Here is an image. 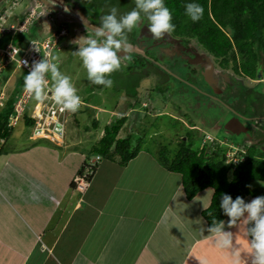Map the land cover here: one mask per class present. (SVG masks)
<instances>
[{"label": "crops", "instance_id": "1", "mask_svg": "<svg viewBox=\"0 0 264 264\" xmlns=\"http://www.w3.org/2000/svg\"><path fill=\"white\" fill-rule=\"evenodd\" d=\"M15 12L8 23L21 22ZM25 33L6 36L34 38ZM20 71L0 55V111L14 95ZM23 124L19 119L0 143V264H233L231 250L216 245L201 214L212 188L187 199L181 175L143 152L123 165L113 153L102 157L89 186L78 191L74 178L100 137L85 147L67 143V127L61 140H35ZM126 134L120 129L118 137ZM42 153L45 159L35 168ZM256 196L250 191L244 200ZM228 219L225 230L233 232L246 264L243 222L229 229Z\"/></svg>", "mask_w": 264, "mask_h": 264}, {"label": "rangeland", "instance_id": "2", "mask_svg": "<svg viewBox=\"0 0 264 264\" xmlns=\"http://www.w3.org/2000/svg\"><path fill=\"white\" fill-rule=\"evenodd\" d=\"M93 1L97 2V0ZM17 2L18 5L22 4V6H20L21 13L19 11L17 12V8H15V13H20L18 14V19L22 20L24 18L22 12L26 11L27 3H25L24 0H19ZM85 2H80L82 7L79 6L78 8L83 15V17L80 16V18H86L84 14L86 13L88 18L90 17L95 23H98L103 15V12L98 9L100 7L93 3L92 6L96 5V10H93L92 7H90L91 5L88 4V1L85 0ZM117 2L118 0H104L102 5H104L103 8L105 11L110 12L112 7H118ZM129 4L131 7L135 5L133 0L127 3V7H129ZM1 6L2 4L0 7ZM66 8L68 9L67 6ZM69 8L71 14L76 16L80 15L72 6ZM45 11L52 13V15L55 14L53 10L48 8H45ZM25 14L27 15V12H25ZM7 19L12 21L11 16ZM47 20H44L43 16L39 21L38 19L35 21L30 20L29 23L32 22L30 28L26 25L24 31L32 33L35 39H28L25 37L24 40H19L22 37L13 38V34H10L11 38L9 39L6 34H0V48L4 47L9 42L19 47L20 50H23L28 44L30 45L34 41L41 42L45 40L50 37L52 33L58 31L62 25L57 23L55 19L51 24ZM68 20H70V18H68ZM141 23L140 20L137 26ZM64 24L66 34L58 40L56 47L50 51V56L54 55L59 57L58 63L61 72L71 77L73 84L78 89V95L83 97L86 102V105H82V108L85 110L78 114V124H73L72 121L67 124L70 133L67 143L74 142L82 147L90 146L92 142L102 136L103 128L106 124L111 123L115 117L126 115L127 120L122 126L121 131L124 130V132L130 133L132 137V146L139 147L137 154L140 155L141 153L143 154V152H148L151 157L161 164L165 161L169 162L172 157H174L179 147L178 142L180 140L187 139V142H191L192 147L197 149L208 141L207 133L210 134L211 139L213 137L216 141L227 139L232 144H236L235 146L258 143V151H262V146L264 145L260 143V141H264V117L260 116L264 115V109L261 105V102H264V79H261L263 82L260 83H256V81L250 78L245 81V78H241V74L230 69V64L232 63H228L229 65H220L217 61L213 62L209 55L208 59L205 55L206 53H200L201 48L196 45L197 43L195 41H192L191 45L196 48V52L203 58L200 62L190 61L193 68L204 70V63L210 65L213 71L209 78L215 86L220 85L222 77L225 74L230 75L236 80L239 79L240 82L235 81L232 83L228 79H224L221 85V87H223H220L221 92L218 89L210 90L207 85L206 87L203 86L202 92H204V94H193L192 89L185 85L187 83L185 79L186 72L177 73L179 71L166 69V72H169H167V75L171 83L169 84L168 81L166 82L165 79L160 78L163 74L158 73L152 84L151 82L149 83V81H151L150 77L141 76V78H137V74H131L129 76L130 70H128L129 68L127 67L130 61H132V66L135 64L137 70H139L138 66H140L141 63L144 64V69L149 68L147 59L150 58V53L146 55L143 52L138 55L137 53L134 54L131 53L132 51H129L127 55L131 57V60L124 61L121 69L111 74L110 78L113 80V86L111 88L103 86L98 91H92L90 90L92 83L87 78V71L83 67L80 57L74 54L78 48V45H76L74 41L81 35L78 34V36L75 37H73V35L77 29H82V35L92 36L94 32L75 19H71L67 23L63 22V25ZM19 25V23H16V26L19 27ZM99 25H96V27H99ZM2 36L3 38H1ZM137 36H140V32ZM136 42L138 44L141 43V41L138 40H136ZM120 54L123 55L124 53L121 52ZM166 54H169L168 51ZM155 66L159 68L158 65ZM262 66L263 69H261V71L262 75H264V63H262ZM165 67V65H162L159 71L164 73L162 70H165ZM164 76L167 77L165 73ZM256 78H258V74ZM161 82L163 84H161ZM166 83L168 87L164 85ZM137 84L140 88H144H139L137 90ZM171 84L174 87H170ZM252 85L260 89L261 92L257 96L255 95V98L245 89V87H252ZM163 88H166L167 94H169L163 97L160 96V98L159 95ZM181 88H188V90L185 89V92L182 94L176 93L177 91L181 92ZM236 91L238 92L235 93ZM236 96L237 98H235ZM253 100L255 101L254 104ZM34 102L35 99L33 98L31 105L34 104ZM140 103L143 105L146 103V106L143 107ZM182 111L185 112L184 115H182ZM93 119L98 121L97 127L93 126ZM21 124L22 123H19L17 127ZM23 126L25 133H30V138L33 139L31 136L32 126L24 124ZM191 126H195L196 128L194 129ZM34 139L36 140L37 138ZM56 141L58 140H54L53 142ZM225 144L227 146L230 145L229 142ZM208 145L209 142L207 143V146ZM44 155L45 154L42 153L38 160H34L35 168H37L40 160L45 159ZM94 156L93 153L88 154L89 158ZM16 158L19 159L17 156ZM227 163H229V160H227ZM162 168H158V173L163 172ZM61 175L65 177L66 173L63 172ZM249 189L253 191L254 194H258V196H264V180L251 181Z\"/></svg>", "mask_w": 264, "mask_h": 264}, {"label": "trees", "instance_id": "3", "mask_svg": "<svg viewBox=\"0 0 264 264\" xmlns=\"http://www.w3.org/2000/svg\"><path fill=\"white\" fill-rule=\"evenodd\" d=\"M87 1L93 10H96V5H98L99 11L103 12L102 16L109 13L103 8L102 2L104 0ZM133 1L135 4V0ZM80 2H85V0H64L63 5L68 6L69 4L80 13L79 16L83 17L78 10L81 6ZM130 2L131 0H118L117 8L120 15L126 14L135 7V5L131 7L130 4L127 7V3ZM164 2L165 6L172 12V23L175 25V30L163 42L176 43L186 47L188 46L187 41L194 40L207 53L219 60L221 65L230 62L234 64V70L237 73L241 72L244 76L253 79L256 78L257 74L258 78L256 79L263 76L261 69H263L262 63H264V0H164ZM93 3L96 5L92 6ZM189 3L203 6L204 13L199 21L193 22L186 14V5ZM84 14L86 18L81 19L87 24L96 26L101 23V19L95 23L90 17H87L86 13ZM141 22L132 32L127 33L128 42L132 48L130 49L131 53L138 55L143 52L146 54L145 50L148 45L153 44V38L149 37L151 34L148 30L149 21L143 14ZM140 30L141 32L146 31L148 34L145 33L138 37ZM136 40L141 41V43L138 44ZM156 40L153 45L162 43L158 39ZM147 60L149 66L154 67L156 65L149 58ZM132 64L133 62L130 61L127 65L128 70H130L129 76L137 74L138 77H136L141 78V76H148L153 73L149 68L144 69L143 63L138 66L139 70L136 69L135 64L134 66ZM157 68L156 66L153 68L154 73L156 69V74ZM19 69L21 71L14 95L7 100L5 107L0 111V143L11 134L12 126L9 125V118L14 113V103L24 87V76L28 74L22 68ZM162 71L164 72V70ZM101 87L103 86L92 84L90 90L98 91ZM186 87L192 89L193 94H204L200 85L187 83ZM247 91L253 95V98L261 93L260 89L251 87H248ZM254 102L253 100V104ZM261 105L264 107V102H261ZM145 106L146 104L143 107ZM182 113V115L185 114L184 111ZM126 120V115H120L115 117L111 123L106 124L102 136L92 146L90 153L102 157H108L113 153L121 165L132 159L138 153L139 147L132 146L130 133L124 137H118V133ZM23 121L27 126L34 124V120L28 116L27 112L23 116ZM92 124L97 127L98 121L93 119ZM208 142L209 145L207 146ZM227 142L229 140L224 139L222 143H218L213 137L212 141H207L200 148L195 149L191 142L182 139L178 142L179 147L174 157L169 162L163 163L169 171L181 175L182 186L187 199H192L205 188H212L210 203L201 212L208 226L212 224L214 218L223 220L226 217L220 207L223 194H229L233 199L237 196L244 199L250 193L249 184L251 181L264 180V151H258V143L240 145L241 150L238 149L233 154V157H237L238 160L227 163L226 151L231 150V147L225 144ZM260 143L264 144V141H260ZM240 157H243V160H240ZM86 163L87 161L83 163L78 173Z\"/></svg>", "mask_w": 264, "mask_h": 264}, {"label": "clouds", "instance_id": "4", "mask_svg": "<svg viewBox=\"0 0 264 264\" xmlns=\"http://www.w3.org/2000/svg\"><path fill=\"white\" fill-rule=\"evenodd\" d=\"M185 11L188 17L196 22L202 18L204 8L200 4L189 3ZM142 14L147 17L148 30L156 39H161L175 30L172 12L165 6L164 0H135V7L123 15H119L118 9L112 7L108 14L101 17L100 26L93 30L94 35H82L74 41L78 45L74 54L80 57L87 71V78L92 84L106 88L113 86L111 74L119 71L124 61L131 60L127 55L131 49L127 33L132 32L139 24ZM121 52L124 54L121 55ZM58 60L59 57L53 55L43 56L41 60L34 61L31 70L24 76V88L38 102L47 100L51 93L52 99L61 111L75 113L83 101L71 77L61 72ZM24 64H27V61H24ZM212 140L213 138L208 141ZM237 147L240 148V145ZM240 160H243V157H240ZM220 207L229 218L227 221L229 229L243 222L245 235L249 239L247 249L249 259L246 264H264V196H256L250 202H246L241 196L233 199L231 195L223 194ZM207 231L218 247L231 250L233 264H241V253L234 243V234L225 230V221L214 218Z\"/></svg>", "mask_w": 264, "mask_h": 264}, {"label": "built area", "instance_id": "5", "mask_svg": "<svg viewBox=\"0 0 264 264\" xmlns=\"http://www.w3.org/2000/svg\"><path fill=\"white\" fill-rule=\"evenodd\" d=\"M18 0H4L0 9V33L8 34L9 32H25L26 25L29 26L33 18L38 16V12L31 10L24 16L23 21L19 24V27L14 23H8V17H10L15 8L18 7ZM8 24V25H7ZM66 34V28L61 26L58 31H55L50 37L45 40L38 42L34 41L28 45L25 49L20 50L19 47L14 44H8L7 46L0 48V55L5 56L7 62H12L17 68H22L27 73L31 70V65L34 61H39L43 56L50 57V51L54 49L64 35ZM27 61V64H24ZM49 79V78H48ZM50 82V80H49ZM1 98V97H0ZM82 98V97H81ZM33 99L32 94L28 93L23 87L19 94L16 102L14 103V113L9 118V125L14 126L19 119H23L24 114L27 112L28 116L34 120L32 125L31 136L33 138L48 139L50 141L61 140L65 137L67 124L73 121L76 114L82 109L75 112H69L67 110L61 111L60 107L56 105L52 99L51 93L48 95V99L44 102H38L35 100L34 104L31 105ZM83 106L86 104L83 100ZM3 103L0 102V105ZM207 139L211 140L210 136L207 135ZM231 150H228L226 155L229 160L236 161L233 157L236 150L240 149L237 146H232ZM100 155H95L87 160L82 170L77 173L74 178V187L78 191H85L90 184L91 177L93 176L97 164L101 160Z\"/></svg>", "mask_w": 264, "mask_h": 264}, {"label": "flooded vegetation", "instance_id": "6", "mask_svg": "<svg viewBox=\"0 0 264 264\" xmlns=\"http://www.w3.org/2000/svg\"><path fill=\"white\" fill-rule=\"evenodd\" d=\"M19 1V0H18ZM64 0H61V2H63ZM67 7H71L69 4H68V6ZM23 14H24V12H22ZM26 16V15H25ZM58 16V15H57ZM37 16L35 15V17L33 18V20L36 18ZM76 17V16H75ZM75 17H72L73 19L75 18ZM78 17V16H77ZM66 18H70V17H68V16H66ZM72 18H70V19H72ZM55 19V18H54ZM53 20V19H52ZM53 22V21H52ZM99 25V24H98ZM100 26V25H99ZM148 34V32H146V31H144V32H141V30H140V37L143 35V34ZM171 36V33L170 34H167V35H165L163 38H161V39H158L160 42H162V43H160V44H158V45H153V44H155V42L157 41L156 40V38H154V37H152V35L150 34V38H153V44L151 45V44H149L148 45V48H146V55H148V53H150L149 55H150V60L151 61H153L156 65H158L159 66V68H157V74H156V69H155V73H154V69L153 68H155V66L154 67H152V66H149V69L153 72V73H151L150 75H148L147 77H150V79H151V81H149V79H148V81H149V83L151 82H153L154 80H155V77L158 75V73H161V74H163L161 71H159V70H161L160 68H162V65H165L166 67H165V70L167 69H169V70H177V71H179V72H177V73H181V72H186V74H185V79H186V81H187V83H189V84H192V85H200L201 86V88H202V90H203V86L204 87H206L207 85L209 86V88H210V90H216V89H218L220 92H221V88L223 87H221V85L223 84V82H224V79H228L230 82H232V83H234L235 81H238V82H240L239 81V79H234V78H232L230 75H227V74H225L223 77H222V80H221V82H220V85H218V86H215L214 84H213V82H212V85L210 86L209 85V83L208 82H206L205 81V77H204V72H205V67H204V70L203 69H201V70H197L196 68H193V66L190 64L191 62L190 61H194V62H200L201 61V59H203L200 55H198V52H196L197 50H196V48H194V46H192L191 45V43H192V41H194V40H190V41H187L188 42V46H186L185 47V45L184 46H180L179 44H176V43H168V42H166V41H164L163 42V40H165V38H168V37H170ZM149 41V40H148ZM194 43V42H193ZM196 45H198V44H196ZM199 46V45H198ZM199 48H201V51H200V53H206L205 55L208 57V55L211 57V59L213 60V62L214 61H217L218 63H219V60H217V59H215L211 54H209V53H207L202 47H200L199 46ZM168 51V55L166 54V52ZM186 57V58H185ZM209 58V57H208ZM230 63V62H229ZM220 64V63H219ZM221 65V64H220ZM219 65V66H220ZM224 65H229V64H224ZM204 66V65H203ZM230 69L232 70V71H234V72H236L235 70H234V64H230ZM238 69H239V67H238ZM165 70H164V72H165ZM213 71V69L211 70V72ZM168 72V71H167ZM167 72H165V74H166V76L167 77H165L164 76V74L160 77V78H162V79H165L166 80V82L168 81V83L170 84L171 83V80H170V78H168V73ZM240 72V71H239ZM237 73V72H236ZM239 74H242L241 72L239 73ZM263 77L264 76H262L261 78H259V79H256V78H250V77H248V76H244L243 74H242V77L241 78H245V81H246V79H253L254 81H256V83H258V82H263L261 79H263ZM160 78H159V81H160ZM205 81V82H204ZM157 82H158V80H157ZM157 82H156V85H157ZM187 83L185 84V85H187ZM153 84V83H152ZM161 84H163L162 82H161ZM165 86H167L168 87V84L166 83V84H164ZM254 85V84H253ZM252 85V87L251 88H255L254 86ZM170 87H174L172 84L170 85ZM169 87V88H170ZM221 87V88H220ZM249 87V86H248ZM250 88V87H249ZM185 89H187L188 90V88H181V92H176V93H178V94H182V93H184L185 92ZM245 89H247L246 87H245ZM186 90V91H187ZM162 91H165V92H162ZM238 91H236L235 93H237ZM169 94V93H168ZM167 94V89L166 88H163V89H161V93H160V95H159V97L161 96V97H163L164 95H168ZM160 97V98H161ZM235 98H237V96L235 97ZM165 103V102H164ZM262 108H264L263 106H262ZM260 117H264V115L263 116H260ZM191 127H193L194 129L196 128L195 126H191Z\"/></svg>", "mask_w": 264, "mask_h": 264}, {"label": "water", "instance_id": "7", "mask_svg": "<svg viewBox=\"0 0 264 264\" xmlns=\"http://www.w3.org/2000/svg\"><path fill=\"white\" fill-rule=\"evenodd\" d=\"M3 1L4 0H0V2L2 4H3ZM24 1H25V3H27V8H26V11H24V13L25 12L28 13L31 10H35V11L38 12V16L34 19V21L36 19H38V21H39L44 16V20H47L48 19L47 21L50 24L52 23V21L54 20V18H55V21L57 23L63 24V22H66L67 23L68 21L71 20V19L68 20V18H66V16H68L70 18L76 16V15L71 14V12L69 11L70 8L68 7V9H67L66 6L63 5V2H61V0H24ZM45 8H48L50 10H53L55 12V14L52 15V13L45 11ZM78 18H80V16H78V17L76 16L74 19L77 20V21H79L84 26H86V28L91 29V30H94L96 28V26H93L91 24H87L81 18L80 19H78ZM78 34H80L82 36V34H83L82 33V29H77L75 31L73 37L78 36ZM198 55H200V54L198 53ZM204 58H205V56H204ZM201 61H202V59H201ZM203 65H204V67L206 69L205 72H204L205 81L208 82L209 85L211 86L212 85V81H210V78L209 77L211 75L212 67H210V65H206L205 63Z\"/></svg>", "mask_w": 264, "mask_h": 264}, {"label": "bare ground", "instance_id": "8", "mask_svg": "<svg viewBox=\"0 0 264 264\" xmlns=\"http://www.w3.org/2000/svg\"><path fill=\"white\" fill-rule=\"evenodd\" d=\"M16 17V16H15ZM22 21V20H21ZM30 25V24H29ZM9 35V34H8ZM35 37V36H34ZM38 37V36H37ZM1 38H3V36L1 37ZM33 38V37H32ZM46 38V37H45ZM35 39V38H34ZM38 39V38H37ZM9 43V42H8ZM31 43V42H30ZM29 45V44H28ZM6 46V45H5Z\"/></svg>", "mask_w": 264, "mask_h": 264}]
</instances>
